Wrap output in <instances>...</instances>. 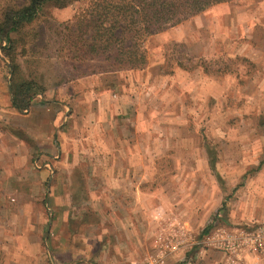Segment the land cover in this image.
<instances>
[{
	"label": "rangeland",
	"instance_id": "1",
	"mask_svg": "<svg viewBox=\"0 0 264 264\" xmlns=\"http://www.w3.org/2000/svg\"><path fill=\"white\" fill-rule=\"evenodd\" d=\"M91 6L92 0L65 8L48 6L27 29L38 34L34 43L42 54L34 64L20 59L22 69H38V81L50 93L67 90L56 94L57 102L70 106L59 127L78 123L84 112L76 111L86 104L83 94L91 87L118 93V108L110 99L99 98L97 118L106 122V131L123 137L121 149L126 144L132 155L140 154L141 159L127 164L147 169L143 190L154 195L152 207L158 204L149 214L160 219L151 231L152 253L177 244L182 248L165 264H264V238L244 241L264 230V0H226L212 6L144 40L142 69L102 74L89 86L69 79L107 62L100 59L73 73L70 62L60 58L67 52L61 51L58 35L67 34L66 27L75 25L76 16ZM0 70L6 82L11 70L1 52ZM101 140L88 146L89 151L102 150ZM59 146L57 141L44 152L47 157L38 156L40 151L33 154L37 170L46 173V180L37 179L41 200L50 176L55 184L58 172L68 167ZM82 150L81 155L90 157ZM87 181L92 183L91 177ZM223 239L238 242L233 253L219 249Z\"/></svg>",
	"mask_w": 264,
	"mask_h": 264
},
{
	"label": "crops",
	"instance_id": "2",
	"mask_svg": "<svg viewBox=\"0 0 264 264\" xmlns=\"http://www.w3.org/2000/svg\"><path fill=\"white\" fill-rule=\"evenodd\" d=\"M99 75L70 81L91 86ZM3 77L0 70V264H165L182 248L173 244L152 253L151 231L160 219L149 214L158 204L152 207L154 195L143 190L147 169L127 164V160L141 159L140 154L132 155L126 144L121 149L118 143L123 137L106 131V122L97 118L99 98L110 99L118 108V93L91 87L83 94L86 104L78 111L75 108L79 115L84 112L78 123L70 130L61 129L62 116L70 106L57 102L56 94L67 92L65 88L46 90L27 110L19 111L13 106L12 73L6 82ZM100 138L102 150L89 151L88 146L100 145ZM57 141L68 167L58 172L55 184L51 185L50 176L41 200L42 184L37 179L46 180V173L37 170L33 154L40 151L38 156L47 157L44 152ZM81 149L90 157L81 155ZM86 160L92 166H85ZM150 254L154 257L146 256Z\"/></svg>",
	"mask_w": 264,
	"mask_h": 264
},
{
	"label": "trees",
	"instance_id": "3",
	"mask_svg": "<svg viewBox=\"0 0 264 264\" xmlns=\"http://www.w3.org/2000/svg\"><path fill=\"white\" fill-rule=\"evenodd\" d=\"M79 0H0V52L11 73L13 106L19 111L29 108L34 98L46 92L38 81V69H22L19 60L38 63V34L28 28L39 20L48 6L65 8ZM226 0H92V6L76 16V24L66 27L61 36V55L70 62L73 73L80 66L103 59L90 74L114 73L123 69H142L146 64L141 43L147 38L178 26ZM32 38V39H31ZM20 50V51H19ZM36 58V61H31ZM86 76L81 73L72 78ZM215 159L211 168L215 169ZM209 229L205 230V233Z\"/></svg>",
	"mask_w": 264,
	"mask_h": 264
},
{
	"label": "built area",
	"instance_id": "4",
	"mask_svg": "<svg viewBox=\"0 0 264 264\" xmlns=\"http://www.w3.org/2000/svg\"><path fill=\"white\" fill-rule=\"evenodd\" d=\"M264 233V230L263 229H259V232L257 233V235H249L248 237H245L244 238V241L248 242L250 239H254L257 237V239H260V238H264V235H262ZM258 236H261V237H258ZM243 239V238H241ZM173 245V244H171ZM219 249L220 250H223L227 253H233L234 250H236L237 246H238V242L234 239H223V240H220L219 241ZM143 264H151L149 262L147 263H143Z\"/></svg>",
	"mask_w": 264,
	"mask_h": 264
}]
</instances>
